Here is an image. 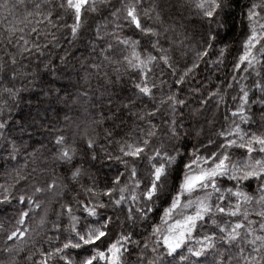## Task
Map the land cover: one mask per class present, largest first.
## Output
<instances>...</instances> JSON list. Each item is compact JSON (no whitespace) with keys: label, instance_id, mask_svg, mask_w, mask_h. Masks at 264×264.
Returning a JSON list of instances; mask_svg holds the SVG:
<instances>
[{"label":"snow or ice","instance_id":"1","mask_svg":"<svg viewBox=\"0 0 264 264\" xmlns=\"http://www.w3.org/2000/svg\"><path fill=\"white\" fill-rule=\"evenodd\" d=\"M0 148V264H264V0H0Z\"/></svg>","mask_w":264,"mask_h":264},{"label":"trees","instance_id":"2","mask_svg":"<svg viewBox=\"0 0 264 264\" xmlns=\"http://www.w3.org/2000/svg\"><path fill=\"white\" fill-rule=\"evenodd\" d=\"M146 2H147V0H146ZM184 15H185V20L183 21V23H185L186 26H188L190 29L193 27H195L196 29H199V27H200L199 22H197L195 25L189 23V21L194 20L195 17L189 16L188 13H184ZM171 22L172 21H169V23H171ZM177 23H180L179 18H177ZM205 27H207V25H205ZM52 31L55 32V29H52ZM177 31L180 32V31H183V29L177 28ZM56 35L61 40V48H51V46H50V50L55 56L62 55L63 49H69L70 52L75 53L76 56L80 55V53L78 51H76V48H69V45H67L64 42V39H63L60 32H57ZM233 37H235L237 40H239L238 26L232 32H229L227 34V36L224 37V40H230ZM177 38L180 39L182 37H177ZM79 47H80V50L83 51V47L82 46H79ZM237 47H239V44H237ZM233 55H235V50L233 52ZM190 58H191V54L189 56V59ZM231 61H232V57H229L228 61H226L227 68H224L223 66H221V70L219 72H217L216 69L211 70L212 74L210 76V80H211V84L213 87L216 85V83H218L219 81L224 79L225 74H227L229 76L231 75V72H232ZM57 63H59L58 60H57ZM109 71H111V70H109ZM208 76H209L208 71L206 70L205 66L202 65L201 69H200V76H198L197 79L199 80L200 77H208ZM102 83H103L102 80L98 83L97 80L95 78H93V80L91 82V89L89 90L90 95L95 94L96 96H98L100 94V92L102 91V88L100 87V84H102ZM69 90L72 91V89H69ZM232 94H234V91ZM227 99H228L229 103L231 104V95H229L227 97ZM41 111H42V108H41ZM65 111H67V110H65ZM27 112H28V108L25 107L23 112L20 113V117H23ZM220 112H221V114H223V112H224L223 107H221ZM68 114L71 115L73 117V119L76 118L73 113H68ZM63 115H64V113H61L58 118L54 117V119H59V121H60V124L57 125L58 127L64 125V123H65L63 121ZM49 116L51 117V116H53V114L51 112H49ZM74 130H75L74 125L64 127L65 134H67L70 138H71L72 131H74ZM40 132L42 134H36L34 132L32 140H28L27 134L23 135V140L28 141V143L30 144V147L27 149L28 152H32L33 149L40 150V143H44L45 145L50 146V136H49L48 132L44 129H41ZM13 135L16 137H20V133L18 131L13 132ZM37 155L39 156V159L37 160L36 164H33L32 158L26 156L24 151H21L18 160L17 161H10L9 160L7 163V166L5 167L4 165H5V159L7 157V153L5 152L4 149L0 148V184H4L8 180V177H6L4 175L6 170H10L11 168H15V167L24 165L25 162H27V164H28V167L26 169V172H28V173H31L33 167H37V165H40L41 167H43L45 164L44 157H43V155H40V151L37 152ZM45 155H47V153H45ZM115 167H116V165L112 164L111 162H108L107 160H104L103 163L98 161L95 165V168L99 169V175L101 178H103L105 175H111V173H112V171H114ZM35 175L40 176L41 180H43L45 178V176L40 175L39 170L37 171V173ZM21 183L23 185L24 183H30V181L21 182ZM41 199H43V197H41ZM57 207H58V205H57ZM37 219H38V217H37ZM66 222L67 221H65V223ZM0 223L4 224L6 227L11 226L8 217L4 216L2 212H0ZM114 231H118V229L114 228ZM2 238H3V235H2V233H0V240H2ZM114 238H115V236H113V239Z\"/></svg>","mask_w":264,"mask_h":264}]
</instances>
